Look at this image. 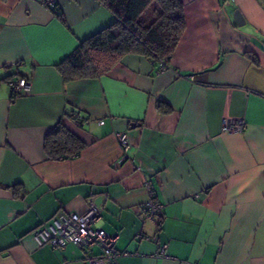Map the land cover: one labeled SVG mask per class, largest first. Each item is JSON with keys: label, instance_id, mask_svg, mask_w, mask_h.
I'll list each match as a JSON object with an SVG mask.
<instances>
[{"label": "crops", "instance_id": "1", "mask_svg": "<svg viewBox=\"0 0 264 264\" xmlns=\"http://www.w3.org/2000/svg\"><path fill=\"white\" fill-rule=\"evenodd\" d=\"M180 1L185 28L164 69L125 54L64 81L60 62L112 12L0 0V264H81L97 248L39 245L32 232L90 203L117 264H264V0ZM22 76L30 90L15 96L8 80ZM225 118L245 126L226 132ZM57 123L84 142L76 156L45 152ZM149 197L162 205L152 220Z\"/></svg>", "mask_w": 264, "mask_h": 264}, {"label": "trees", "instance_id": "2", "mask_svg": "<svg viewBox=\"0 0 264 264\" xmlns=\"http://www.w3.org/2000/svg\"><path fill=\"white\" fill-rule=\"evenodd\" d=\"M114 15L107 27L82 40L58 65L64 81L99 77L125 54H138L167 63L185 28L180 0H99ZM55 5V4H54ZM254 61L256 59L248 54ZM159 110L170 107L159 101ZM84 142L61 123L45 136L44 148L52 159L79 154Z\"/></svg>", "mask_w": 264, "mask_h": 264}, {"label": "built area", "instance_id": "3", "mask_svg": "<svg viewBox=\"0 0 264 264\" xmlns=\"http://www.w3.org/2000/svg\"><path fill=\"white\" fill-rule=\"evenodd\" d=\"M55 1L42 0V4L45 7H52ZM165 67L166 64L159 63V70ZM8 85L15 96L29 91L31 86L25 76L9 79ZM244 126L243 119L225 118L222 121V129L226 132H237ZM117 139L122 151L125 152L129 146L127 134L120 132L117 134ZM161 208V203L152 197H149L143 205L145 216L151 220L159 214ZM98 220L99 209L94 203H90L83 212H68L54 217L51 222L36 228L32 235L39 245L48 244L52 248H64L67 244H74L83 249L97 248L98 251L87 255L81 264H117V252L114 248L116 236L107 233L99 226ZM156 256H166L165 243L159 245Z\"/></svg>", "mask_w": 264, "mask_h": 264}, {"label": "water", "instance_id": "4", "mask_svg": "<svg viewBox=\"0 0 264 264\" xmlns=\"http://www.w3.org/2000/svg\"><path fill=\"white\" fill-rule=\"evenodd\" d=\"M233 20L238 26H242L245 23L244 17L242 16L239 9H235L233 12Z\"/></svg>", "mask_w": 264, "mask_h": 264}]
</instances>
